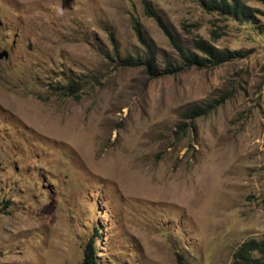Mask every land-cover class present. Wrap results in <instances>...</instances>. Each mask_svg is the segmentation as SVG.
I'll return each instance as SVG.
<instances>
[{"label":"rangeland","instance_id":"rangeland-1","mask_svg":"<svg viewBox=\"0 0 264 264\" xmlns=\"http://www.w3.org/2000/svg\"><path fill=\"white\" fill-rule=\"evenodd\" d=\"M242 1L253 23L202 0H0V264H236L264 239V0ZM198 38L241 55L200 68L173 43Z\"/></svg>","mask_w":264,"mask_h":264},{"label":"trees","instance_id":"trees-1","mask_svg":"<svg viewBox=\"0 0 264 264\" xmlns=\"http://www.w3.org/2000/svg\"><path fill=\"white\" fill-rule=\"evenodd\" d=\"M205 5L210 9H216L223 14L231 15L235 19H241L248 22H254V10L252 6L245 4L242 0H202ZM149 6V5H147ZM151 7V6H149ZM139 21L135 23V29L141 41L144 37L139 28ZM174 43V47L177 50L179 56L184 58L197 65L200 68L212 67L218 65L222 62L230 60L232 58L238 57L241 55L239 50L230 51V50H219L217 47L211 45L203 38H198L195 40L196 48L199 49L203 55L198 54L186 48L181 44ZM152 53V51H148ZM152 59V58H151ZM151 59H145L143 57L131 56L125 58L121 65L128 66H140L148 64L153 66ZM166 71L170 73H175L180 71L182 68L175 64V62H169L166 67ZM153 73V72H151ZM102 81V80H100ZM82 86L78 83L69 81L65 86V89L72 95L74 98H78L83 91ZM217 103L210 102L207 105H195L191 106L185 111V116L187 118L194 119L196 117L206 115L212 109L216 107ZM235 263L236 264H264V239L257 240L251 238L244 241L235 252ZM84 264H97V261L93 259V249L86 251V256L84 259Z\"/></svg>","mask_w":264,"mask_h":264},{"label":"water","instance_id":"water-1","mask_svg":"<svg viewBox=\"0 0 264 264\" xmlns=\"http://www.w3.org/2000/svg\"><path fill=\"white\" fill-rule=\"evenodd\" d=\"M4 55H6V52L5 53L0 52V56L1 57L4 56Z\"/></svg>","mask_w":264,"mask_h":264}]
</instances>
